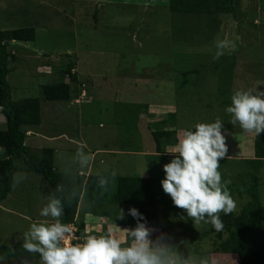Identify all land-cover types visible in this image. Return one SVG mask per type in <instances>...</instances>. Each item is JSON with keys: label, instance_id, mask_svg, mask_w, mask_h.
I'll return each mask as SVG.
<instances>
[{"label": "rangeland", "instance_id": "rangeland-1", "mask_svg": "<svg viewBox=\"0 0 264 264\" xmlns=\"http://www.w3.org/2000/svg\"><path fill=\"white\" fill-rule=\"evenodd\" d=\"M167 2L0 0V30L36 29L34 41L10 42L13 58L7 79L14 99L41 100L42 121L31 128L26 143L35 154L44 147L54 148L59 172L144 175L148 165L139 152L155 148L151 126L168 119L170 113H174V123L167 127L180 133L195 122L220 118L228 132L229 152L237 154L250 146L254 152L255 134L231 124L225 108L237 88H251V94L264 91V0H241L233 12H216L214 25L209 26L206 15L199 17V22L194 15L171 12ZM177 28H182L178 34ZM221 41H231L235 49L219 48ZM217 52L223 55L214 60ZM71 62L76 63L72 71L84 81L80 85L82 96L71 101L45 100L42 85L59 80ZM134 102L149 105V113H142L139 120ZM3 121L0 114V128L5 127ZM3 155L0 150V158ZM85 156L91 158L82 163ZM259 175L260 203L264 206V167ZM239 186L242 183L236 184ZM114 190L112 185L110 193ZM51 199L45 177L20 165L11 192L0 203V243L23 245L29 222L42 219L39 210ZM249 200L247 195H238L234 211L239 212L240 205ZM103 207L112 212L111 204L99 207L80 199L75 222H85V235L103 234L120 220L116 214L100 216L99 208ZM166 207L161 208L162 216L175 237L167 244L161 230L145 226L150 251H166L178 264H202L206 259L210 264H238L237 255L213 253L211 233L201 239L211 224H195L187 213L178 214ZM86 211H95L91 214L100 223L90 224ZM70 226L75 234L78 227ZM133 230L129 228L128 233ZM128 233L121 247L135 241ZM117 236L122 238L120 233ZM0 264L43 262L2 258Z\"/></svg>", "mask_w": 264, "mask_h": 264}, {"label": "trees", "instance_id": "trees-1", "mask_svg": "<svg viewBox=\"0 0 264 264\" xmlns=\"http://www.w3.org/2000/svg\"><path fill=\"white\" fill-rule=\"evenodd\" d=\"M239 1L241 0H168L167 6L173 13L194 15L199 22L202 20L199 17L206 15L209 26L214 25L212 19L215 20L216 12L221 10L233 12L234 5ZM181 29H176L177 34ZM36 36V29L33 26L0 30V114L5 122V127L0 128V150L4 154L0 158V203L12 190L15 172L20 165H25L28 170L45 177L53 199L60 201L63 210L59 218L61 223L75 224L78 227L75 233L77 237L85 236V222L78 225L75 222L78 203L81 198H84L99 207L105 203L111 204L116 218L122 210L123 220L120 218L115 224L136 226L139 222L150 225L162 231L165 243H171L175 233L170 223L163 219L161 208L165 206H167L166 209L173 208L178 214L186 213V210L174 207L170 197L162 191L160 185L162 178L158 177L163 176L162 169L159 173L156 172L151 179L139 174L117 176L109 175V173L93 174L92 172L86 175V173H81L82 171L63 174L55 165L56 151L54 148L44 147L38 154H35L32 146L26 143L28 136L32 134L31 128L42 121V102L37 97L13 98L12 86L7 79L10 72L9 61L13 58L9 44L16 40L34 41ZM75 66L76 63L71 62L61 71L59 80L42 85L45 100L71 101L78 98L82 90L80 85H84V81L79 79L76 71H72ZM42 74L45 75V73ZM132 105H135L137 111L143 109V112L138 111V120L149 107L148 103L134 102ZM171 121L174 123V113H170L168 119L159 121L160 124L151 126L150 132L156 143L155 152L158 154L164 155L167 148L174 145L182 136V132L167 127ZM254 144V158L247 159L244 162L245 168L243 167L238 172V178L228 184L234 200L238 195L240 198L242 194L247 195L250 200L243 206L240 205L239 212L233 211L228 215L222 212L219 214L223 223V229L220 232H216L211 226L206 228V232L201 236V239H204L207 238L208 233H211L213 253L237 255L238 264H264V206L260 203L259 195L261 182L259 172L264 167L263 132L256 135ZM101 179L108 181L107 191H103L99 186ZM235 183H242L243 186L237 188ZM112 185L115 186V190L110 193ZM129 207L137 208L143 214L144 219H134L128 215V211L126 212L124 208ZM99 209L102 216L109 217L112 213L104 207ZM204 215L207 219V214ZM75 242L76 240L73 243ZM2 258L41 259L39 253H29L23 245L8 246L0 243V259Z\"/></svg>", "mask_w": 264, "mask_h": 264}, {"label": "clouds", "instance_id": "clouds-1", "mask_svg": "<svg viewBox=\"0 0 264 264\" xmlns=\"http://www.w3.org/2000/svg\"><path fill=\"white\" fill-rule=\"evenodd\" d=\"M226 46L235 49L231 41L227 44L221 41L218 45L219 48ZM221 55L223 53L217 52L213 59H219ZM251 93V88L234 90L225 112L230 114L231 124H238L246 133L258 135L264 130V91ZM222 130L220 118L195 122L184 129L169 152L173 154L169 162L162 165L164 175L160 180L162 191L170 197L174 207L186 210L195 224L202 221L211 224L216 232L223 229L219 214L228 215L236 209V201L228 189L229 181L222 182L218 171L219 161L228 152ZM90 158L82 157L81 162ZM107 184L104 179L99 181L103 191H107ZM62 211L60 201L51 199L39 210L42 219L31 220L24 234L23 248L29 253H39L43 264H178L166 251L149 250L145 239L148 230L143 223L138 222L128 233L135 241L121 247L112 230L100 235L86 234L83 239L76 237L70 225L61 223ZM127 211L134 219H144L135 207H129ZM123 217L120 210L119 218ZM202 264H210L209 259L203 260Z\"/></svg>", "mask_w": 264, "mask_h": 264}, {"label": "crops", "instance_id": "crops-1", "mask_svg": "<svg viewBox=\"0 0 264 264\" xmlns=\"http://www.w3.org/2000/svg\"><path fill=\"white\" fill-rule=\"evenodd\" d=\"M146 113H149V107H148ZM222 135H226V141L225 142H226V144L228 146V152H227L225 158L219 161L220 166L218 168V171L221 173L222 182L227 180V181H229V183H231L232 181H234V180H232V178H238V172L241 171V169H243V167L245 168V166H244L245 163L244 162H246L247 159L254 158V156H255V148H254V152H252V146H250L248 148L245 147V150H244V148L241 149V150H238L237 154L230 153L229 152L230 151V149H229L230 141L228 139V132H226L225 130H222ZM255 137H256V135H255ZM254 142H255V138H254ZM253 145L255 147L254 143H253ZM172 147H173V145L169 146L167 148L166 152H164V155L156 153L154 151L155 148H152V149L146 150V151H142L141 150L139 152L140 153L139 155L144 157V162L148 165L147 173H145L142 176L151 179V178H153V175L156 172L159 173V170L162 169V165L165 164L167 162V160H169L171 158V156L173 155V154L169 153V152H171ZM127 153H132V152H127ZM156 167H157V169H156ZM161 172H163V171L161 170ZM81 173H86V175H87V174L92 173V172H83L82 171ZM158 177L163 178V176H158ZM88 203H91V202H88ZM91 213L96 214L95 211H93V212L86 211V214L89 215V217H90L89 223L90 224H92V223H100L99 219L93 218V214H91ZM99 215H100V213H99ZM110 215L114 216L115 213L112 211V213ZM100 216H102V215H100ZM104 217L107 218L108 216H104ZM108 220L113 222L111 219H108ZM112 225L114 226V227L111 226V229L114 228L112 230V235H113V237L115 239H117L121 243L123 242L124 239H126L129 228L135 229L136 226H137V225L136 226H128L129 228L128 227L124 228L121 224L119 225V224H115L114 223ZM144 226H147V225H144ZM109 227H110V225L108 226V228ZM150 228H151V226H150ZM111 229H108V230H111ZM118 233H120V236L122 238H118V236H117ZM151 233H152V236H153V232H151ZM147 236H148V234H147ZM148 240L153 241L152 239H148ZM156 246L158 247L157 244H156Z\"/></svg>", "mask_w": 264, "mask_h": 264}]
</instances>
